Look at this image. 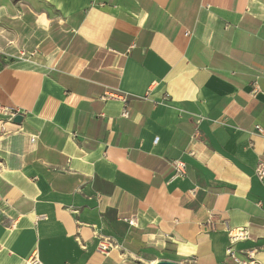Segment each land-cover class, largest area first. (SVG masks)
Segmentation results:
<instances>
[{
    "label": "crops",
    "instance_id": "crops-1",
    "mask_svg": "<svg viewBox=\"0 0 264 264\" xmlns=\"http://www.w3.org/2000/svg\"><path fill=\"white\" fill-rule=\"evenodd\" d=\"M0 106V264H264V0H0Z\"/></svg>",
    "mask_w": 264,
    "mask_h": 264
},
{
    "label": "built area",
    "instance_id": "built-area-1",
    "mask_svg": "<svg viewBox=\"0 0 264 264\" xmlns=\"http://www.w3.org/2000/svg\"><path fill=\"white\" fill-rule=\"evenodd\" d=\"M184 34L186 36H189L191 34L190 31H185ZM113 95V94H112ZM165 99L168 98V94H165L164 96ZM0 113L4 114L9 117L11 120L15 115L17 114H22L21 110L17 107L14 108H8L4 106H0ZM122 117H128L129 116V111L128 109L124 108L121 112ZM256 134L260 135L263 138L264 142V128L261 127L260 125L256 124L254 126V130ZM197 134V129L194 131V135ZM31 141H35L37 139L36 135L31 136ZM169 165L172 167L174 170V177L175 178H180L184 177L186 175V164L184 161L180 159H173L169 161ZM255 175L259 178L262 179L264 177V159L259 158L255 167ZM127 222L131 225H134L136 223V217L131 216L126 218ZM214 215L210 214L208 215L207 219L205 220L206 225L209 228H212L214 225ZM229 236V244L227 245L225 249V254L231 258L234 262V264H261L254 256V253L252 251H249L246 253V258L245 259H240L237 256L236 250L234 248V244L239 241V240H245L248 238V232L245 229L242 228H236L229 230L228 232ZM116 247V244L107 237H101L97 243V250L101 254L107 255L109 252ZM21 264H42L40 261L38 254L36 251H33Z\"/></svg>",
    "mask_w": 264,
    "mask_h": 264
},
{
    "label": "water",
    "instance_id": "water-1",
    "mask_svg": "<svg viewBox=\"0 0 264 264\" xmlns=\"http://www.w3.org/2000/svg\"><path fill=\"white\" fill-rule=\"evenodd\" d=\"M23 119V115L22 114H17L13 117V121L16 123L21 122ZM155 264H178L176 262L173 261H169V260H160L158 262H156Z\"/></svg>",
    "mask_w": 264,
    "mask_h": 264
}]
</instances>
